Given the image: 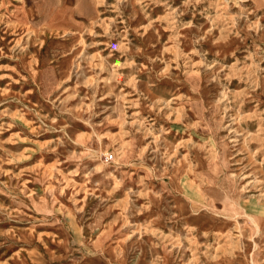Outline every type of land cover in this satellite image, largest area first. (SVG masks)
<instances>
[{"label":"rangeland","instance_id":"obj_1","mask_svg":"<svg viewBox=\"0 0 264 264\" xmlns=\"http://www.w3.org/2000/svg\"><path fill=\"white\" fill-rule=\"evenodd\" d=\"M253 263L264 0H0V264Z\"/></svg>","mask_w":264,"mask_h":264},{"label":"bare ground","instance_id":"obj_2","mask_svg":"<svg viewBox=\"0 0 264 264\" xmlns=\"http://www.w3.org/2000/svg\"><path fill=\"white\" fill-rule=\"evenodd\" d=\"M49 1V0H48ZM41 4H44V3H41L40 2V4H39V6H41ZM52 4V3H51ZM47 6V5H46ZM54 6H55V4H54ZM38 7V6H37ZM40 9H42V8H40ZM52 10V9H51ZM44 11V10H43ZM42 15H44V12H43V14ZM41 16V15H40ZM46 73V72H45ZM48 74V73H47ZM51 74V73H50ZM53 77H54V75H53ZM44 81V80H43ZM52 82V81H51ZM46 83V82H45ZM49 83V82H48ZM44 84V83H43ZM48 86V85H47ZM46 86V87H47ZM182 203V202H181ZM255 207V206H254ZM246 214V213H245ZM252 216V215H251ZM255 227V226H254ZM260 227V226H259ZM256 228V227H255ZM257 230V229H256ZM258 241V240H257ZM258 244V243H257ZM245 257V256H244ZM253 258V257H252ZM255 260V259H254ZM250 261V260H249ZM254 264V263H253Z\"/></svg>","mask_w":264,"mask_h":264}]
</instances>
